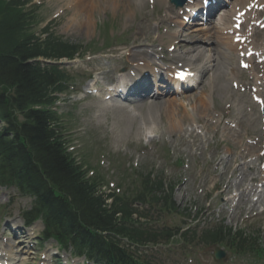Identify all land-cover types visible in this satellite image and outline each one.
Instances as JSON below:
<instances>
[{"label":"trees","instance_id":"obj_1","mask_svg":"<svg viewBox=\"0 0 264 264\" xmlns=\"http://www.w3.org/2000/svg\"><path fill=\"white\" fill-rule=\"evenodd\" d=\"M16 22L14 15L0 18V120L6 123L0 127V182L17 184L34 195L35 210H40L37 215L56 223L60 240L65 244L72 241L79 252L88 253L97 262L149 264L128 244L163 241L172 229L130 226L127 221L132 222L133 208L128 197L122 205L115 203L108 208L105 200L95 194L96 181L88 180L63 153L62 141L52 127L54 115L43 108L50 76L29 62L41 51L18 35ZM162 188L161 181L148 178L142 195L139 193L134 200L145 203V194H149L158 203L161 198L155 192ZM172 206L169 200L161 211L170 212ZM118 213L123 216L118 218Z\"/></svg>","mask_w":264,"mask_h":264},{"label":"rangeland","instance_id":"obj_2","mask_svg":"<svg viewBox=\"0 0 264 264\" xmlns=\"http://www.w3.org/2000/svg\"><path fill=\"white\" fill-rule=\"evenodd\" d=\"M67 5L66 1L50 0L41 8V17L43 20L54 17L58 13V9H62L63 16L60 19H56V25L54 24L55 31L58 34L67 37L72 42L86 44L99 33L98 29L106 19L110 23L115 24L116 33H122L128 29H132V33H130L131 45L124 53L127 58H131L129 54L131 50L140 48L135 47L134 40L138 32L137 18L143 11V6L137 9L135 13L133 12V15L132 12L128 11L131 5H127L128 7L125 10H123V7L105 10L104 6H102L95 11V24L86 30L70 26L71 24L68 21L74 8L67 9ZM132 7L135 8L134 6ZM42 26V23L39 24L37 29L40 30ZM152 42L153 40L146 42V44H151ZM150 47L142 48L152 51ZM210 75L211 71L206 75L203 83L197 89L190 92L188 96H198L200 94L199 91L205 86L206 93L213 94L217 104L219 96L223 93L224 84L228 88V84L224 80V78L226 79V75L222 73L219 78L214 80ZM209 84L216 86V92L208 88ZM80 96L81 94H75L67 102L62 100V110L68 111L72 109L73 103H75V124L77 130L83 131L88 141L87 148H84V152L90 153L91 158L89 162L98 170H102L101 172L105 178L110 183L114 182L115 186L118 184L120 174L130 176L133 180L132 173L134 169L132 168L134 166L136 167V165H139V167L145 165L148 170L155 169V172L164 168V175L168 180L172 178L182 181L179 188L175 190V197L178 203L182 205V208L190 202L195 203L199 201L198 206L204 207V214L209 216L212 213L215 219H218L219 217L223 218L220 216L222 208L227 206V204L228 207H231L233 203L232 201L221 203L218 200L220 192L229 195L236 183L240 184V188L248 184L250 178L247 175L249 166L245 164V160L241 157V150L236 151L233 157L228 155L226 158L224 156L223 158H219V152L225 147V144L235 149L234 143H238V140H234L233 143L226 141L222 145L221 140L217 143L218 148H213L212 145L215 144L214 142H217L216 137L212 133L213 130L208 132L202 130L201 134H198L194 130V134L201 135L195 141L192 139V136H189L190 134H185L186 131H189L187 129L185 130V128H189L196 122L203 121V117L209 119L206 111L201 110V108L197 109V101H191L189 97L180 98V96L173 99H179L176 103H182L185 106L182 105L184 110L181 113V126L183 125L181 129L172 126L170 118L167 116L166 111H164V107L168 104L165 100L147 104L136 109L133 107L129 109H118L114 107L109 112L97 117L95 110L90 108V106L99 104L100 100L92 97L82 101ZM62 98H68V96L62 95ZM158 105L162 108L159 111L156 107ZM252 128L255 132L253 139L257 140L261 135L262 126L259 122H256L255 125H252ZM76 136H79V134ZM80 141L82 140L80 139ZM169 150L170 155L168 154ZM181 156L185 159L186 163L183 168H179L175 164V160ZM101 161H104L105 164H101ZM220 165H229L232 167L229 174L236 167V174L228 175L227 178H224V182L223 179H220L219 173L217 174L219 170L217 167ZM243 172H246L244 173L246 175L245 177ZM216 183H219V185L221 183L224 184L222 191L214 188ZM228 184L229 187H226ZM202 189L204 190L203 193H201ZM208 191L214 193L213 199H209L205 195ZM10 196V190L0 188V204L8 202ZM26 200L28 204L30 201L28 199ZM21 204V201L18 200L15 205L8 208L6 215H17ZM210 204L211 206H209ZM235 211L239 212V210ZM226 214L228 216L225 222L231 226H237V223L240 224L243 219L239 217L238 213L232 215L230 210H226ZM243 216L246 218V215ZM179 221L180 218L176 222ZM253 227H257V225L254 224L250 228ZM207 251L206 248H201L195 253H192L183 249L179 243H175L169 247L164 246L156 250L154 259L160 264H222L212 257L211 252L208 253ZM230 256L231 254L228 253V257ZM191 257L197 258L198 263L194 262L196 259L192 260L191 263V260H189ZM238 262V264H247L241 261V259ZM23 264H34V261L32 259L29 263L25 262Z\"/></svg>","mask_w":264,"mask_h":264},{"label":"bare ground","instance_id":"obj_3","mask_svg":"<svg viewBox=\"0 0 264 264\" xmlns=\"http://www.w3.org/2000/svg\"><path fill=\"white\" fill-rule=\"evenodd\" d=\"M62 1H66L67 4L68 3L74 4L75 6L73 13L68 21L71 24L70 26H74L75 28L86 29V30H88L90 27H92L95 24V20H94L95 11L100 7H102L104 4V0H62ZM156 1L164 2L166 0H156ZM246 1L248 0H238L236 5H240L241 7H244L247 4ZM137 2L139 3V0ZM262 2L263 1H261V3ZM145 3H146L145 0H140V5H144ZM104 5H106V7L108 8L111 7L112 9L123 7V10H125V8H127L132 4L131 1L129 0H105ZM167 7L168 10H171L170 6L167 5ZM184 15H188V13L185 12ZM183 22L184 21L182 19L178 21L179 29L182 28L181 26H184ZM140 26L142 28H145L142 25V23H140ZM148 31L150 30L148 29ZM205 32H206L205 35H207L208 38V42L211 40L210 44L213 46L214 53L206 54L204 52L206 48H204L205 45L203 44L204 42L203 38L198 37L196 35L195 40L193 42V46L190 47L186 55L180 54V57L184 58L187 61L186 64L187 66L194 65L195 61L193 59H196L198 61L202 59L203 61L201 65L198 64V68H196L195 70H199V71L202 70L203 74H205L206 70L212 66V64L209 66V63L213 61L214 62L213 68L215 69V77L219 78L222 72L224 73L229 72L233 75L234 77L233 80H237L238 78L237 71L239 70V68L237 67V65H235L236 63L233 60V56L231 53L236 52L238 45L234 44L233 41L225 42L223 36L219 33V30L215 29L214 26L213 28ZM193 33L194 31L191 32V34ZM257 33H260V31L258 30ZM178 35H179V31L168 34L169 38H173V39H176ZM224 45H226V47H224ZM134 55L136 56L140 54L135 53ZM220 58H223L225 61L223 65L219 61ZM205 60L206 62H204ZM141 69L142 68H138V71L141 72ZM232 70H235V72H232ZM176 83L179 84V82ZM199 102L202 104V106L205 105V102L202 99H200ZM157 109H159V107H157ZM165 111L173 124L177 120V118L180 117V113L182 109L179 107H175V103L169 100L168 104L165 107ZM177 125L178 123H176V126Z\"/></svg>","mask_w":264,"mask_h":264},{"label":"snow or ice","instance_id":"obj_4","mask_svg":"<svg viewBox=\"0 0 264 264\" xmlns=\"http://www.w3.org/2000/svg\"><path fill=\"white\" fill-rule=\"evenodd\" d=\"M181 79H183L184 78V76L183 75H181V77H180Z\"/></svg>","mask_w":264,"mask_h":264}]
</instances>
